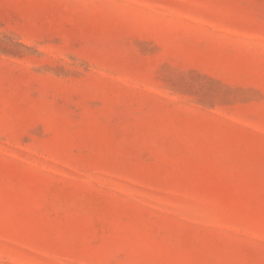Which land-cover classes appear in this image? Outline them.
Returning a JSON list of instances; mask_svg holds the SVG:
<instances>
[{
  "label": "rangeland",
  "instance_id": "1",
  "mask_svg": "<svg viewBox=\"0 0 264 264\" xmlns=\"http://www.w3.org/2000/svg\"><path fill=\"white\" fill-rule=\"evenodd\" d=\"M0 264H264V0H0Z\"/></svg>",
  "mask_w": 264,
  "mask_h": 264
}]
</instances>
